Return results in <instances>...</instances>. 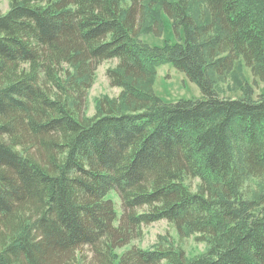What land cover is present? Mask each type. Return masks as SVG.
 <instances>
[{"label":"trees","instance_id":"1","mask_svg":"<svg viewBox=\"0 0 264 264\" xmlns=\"http://www.w3.org/2000/svg\"><path fill=\"white\" fill-rule=\"evenodd\" d=\"M9 1L0 10V264H264V93L243 82L230 97L215 85L243 65L264 84V0ZM161 13L178 39L150 45L140 34H161ZM111 58L119 95L87 116L95 69ZM164 62L202 96L156 95ZM158 219L208 249L191 259L173 245L113 254Z\"/></svg>","mask_w":264,"mask_h":264},{"label":"rangeland","instance_id":"2","mask_svg":"<svg viewBox=\"0 0 264 264\" xmlns=\"http://www.w3.org/2000/svg\"><path fill=\"white\" fill-rule=\"evenodd\" d=\"M125 4L127 0H122ZM10 5L9 0H0V10L5 12ZM162 31L161 34L155 35L152 32H143L140 38L150 45H163L166 40L175 41L178 39L172 28L171 19L161 13ZM146 18V23L148 22ZM146 25V24H145ZM117 63L116 58L103 59L97 65L90 87L86 93V110L87 116H92L97 113L99 99L105 97H117L120 88L109 84L106 70L109 66H114ZM250 69L243 65L241 71H234L225 76H219L215 83L218 92L225 96H238L242 94L245 83H251L254 90V95L264 93V84L259 79H254ZM243 82H245L243 84ZM152 89L164 101H176L180 98H197L201 97L202 93L197 84L191 81L187 75L173 66L171 62H164L157 66L156 74L153 76L151 83ZM191 190H196L199 183L198 178L185 179ZM107 197H111L114 201V207L118 213L121 212L119 197L115 190L108 192ZM130 245H136L143 248L166 247L173 245L182 249L187 259L199 256L208 249V243L204 240L195 238V234L179 237L174 225L166 219H158L147 224L141 225L140 233L137 237L132 238L128 244L122 247L115 248L112 252L114 255H119ZM82 254L87 255V259L91 257L90 247L84 245L81 247ZM160 264H164L162 261Z\"/></svg>","mask_w":264,"mask_h":264}]
</instances>
